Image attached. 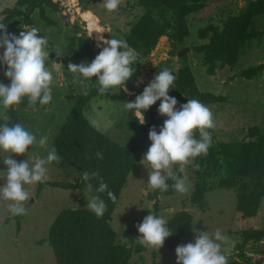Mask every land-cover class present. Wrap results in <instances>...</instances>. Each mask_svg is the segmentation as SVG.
<instances>
[{"label": "trees", "instance_id": "16d2710c", "mask_svg": "<svg viewBox=\"0 0 264 264\" xmlns=\"http://www.w3.org/2000/svg\"><path fill=\"white\" fill-rule=\"evenodd\" d=\"M142 10L129 30L124 32V39L130 48L137 53V60L132 67L135 71L127 81L128 89L126 101H134L141 94L148 83L139 82L140 71L137 68L141 60L148 57L154 49L158 39L166 36L171 46L176 48L190 36L188 17L199 13L207 6V0H135V4ZM46 8L52 12H61L65 8L58 0H15L11 7H5L0 11L2 18L0 24L7 26L9 33L19 35L26 27L36 28L34 11L37 10L39 21L46 25L58 26V33L65 36L64 46L66 49L57 56L59 52L54 42L39 29L38 34L48 40L49 57L54 61H61L62 55L91 63L102 51L104 45L99 38L94 40L83 32L78 19L74 22H66L71 27H60L57 20L47 14ZM84 13H82L83 15ZM264 19V0H246V3L236 13H228L220 20L219 24L206 20V24L196 32L197 37L202 40L193 45L191 50L201 54V63L208 75H215L217 69L226 66L232 68L239 58L245 53L251 42L259 47L264 38V25L261 29L254 25V18ZM2 32V30H0ZM103 36L107 39L108 34L103 27ZM98 43V45H96ZM60 53V52H59ZM182 59L186 54L181 55ZM5 66L0 64L1 80L5 85L11 81L4 75ZM175 77L174 84L169 90V95L177 99V108L187 103L189 99H197L203 104L226 101V96L216 95L211 91H202L195 83V78L187 65L178 68L176 72L170 71ZM264 62L249 65L239 72L245 79H252L262 75ZM98 77H92L78 92H72L67 97L72 101L69 114L59 125L52 143L57 154L63 161L68 163L73 170L81 174L74 182L48 181L38 183V191L45 184L62 189L77 188L86 191V183L82 179L84 171L89 173L99 172V177L90 181L93 188L88 191L92 196H99L105 201L106 211L102 217L86 208H65L51 224L47 243L52 247L56 264H138L132 262L133 253H140L145 246L137 242L142 235L136 225L142 223L143 218L153 212L158 215L160 194H170L173 188L170 186L166 192L153 190L148 193L153 200V209H145L143 214L131 228H126L118 239L117 232L110 226L112 213L120 197L122 188L127 183L130 171L140 162L142 155L148 150L149 131L153 125L157 132L163 125V121L157 116L152 105L145 111L146 122L141 125L134 116V110H127L125 124L131 129L142 130V136L132 146H121L106 134L93 127L86 117V111L95 104L94 100H103L110 96V89L101 95L98 92ZM264 84V82H263ZM87 88V95H84ZM123 89V88H122ZM124 90V89H123ZM95 105L98 106L96 103ZM36 107L46 108V105ZM95 106V107H97ZM31 108L27 98L19 105L8 110L0 109L13 123L19 122V112ZM212 135V144L206 156L201 155L194 159L192 166L199 164V169L194 167L195 182L189 196V201L202 206L208 190L226 188L236 190V209L244 218H251L257 214L259 206L264 199V131L259 126H248L246 137L240 141L223 142L216 140L213 129H209ZM199 138V133L196 134ZM103 153V159L96 157V152ZM25 156L18 155L21 161ZM180 175L179 165L173 166ZM100 177L108 185V191L116 196L113 202L107 195L97 192ZM169 182H173L171 179ZM193 215L187 210L175 212L168 220L167 227L172 235L167 237L164 246L173 250L180 241L189 235ZM19 229V223L17 222ZM242 240L236 246L238 256H242L243 246L249 241L259 242L264 238V227L245 229L241 232ZM228 264H238L230 260Z\"/></svg>", "mask_w": 264, "mask_h": 264}, {"label": "rangeland", "instance_id": "374dc122", "mask_svg": "<svg viewBox=\"0 0 264 264\" xmlns=\"http://www.w3.org/2000/svg\"><path fill=\"white\" fill-rule=\"evenodd\" d=\"M58 1L65 9L61 12H52L46 8L47 14L57 20L60 27H71L70 24L67 26L66 22L72 23L78 19V23L87 36L89 31L93 30L92 36L89 37H93L94 40H97L96 38L101 35L95 30H103V27L108 34L107 39L114 37L123 40L124 32L129 30L130 24L142 13L139 7L133 5L135 0H121L117 10L112 12L104 7V0ZM14 3L15 0H0V11L5 7L13 6ZM245 3L246 0H207V6L204 9L188 17L190 36L184 39L181 45L173 48L169 39L162 36L148 57L141 60L137 66L140 71L139 82L149 84L159 71L168 69L176 72L178 68L187 65L200 90L226 96V101L205 104L214 115L216 127L213 131L216 140L223 142L240 141L243 138L249 140L250 137H246L245 134L246 128L252 124L251 120H257V123L251 126L257 125L264 131V115L262 114L258 118L260 104H264V72L252 79H245L239 75V72L247 66L264 62V38L259 47L255 42H251L234 67L226 66L217 69L215 75H208L205 72V67L202 66L200 59L201 54L192 51L191 47L202 42L196 32L206 24V20L211 19L212 22L219 24L220 20L228 13H236ZM82 13L84 14L82 15ZM32 16L35 18L36 28L46 34L62 54L66 49L63 47L66 37L58 33L59 27L46 25L43 21H39L37 10ZM1 18L0 14V20ZM254 21L257 28L263 27L264 19L255 17ZM0 34H2L1 31ZM185 48H189V50L181 54ZM3 52L4 49L0 48V55ZM183 54H186L185 59L181 58ZM61 60L63 65H59V70H56V61L50 57L45 61L46 67L53 76L50 85L53 99L48 103V106L46 108L34 106L26 108L24 111H18L19 123L34 133L37 139L42 135L49 137L47 148L30 147L29 151L34 156L45 157L47 152L54 147L52 139L71 109L72 101L67 96L82 88L79 83H73V74L69 72L67 66L69 63L78 65L86 61L64 55ZM0 82H2L1 75ZM127 93L128 91H124L122 88L120 90L112 89L108 98L91 101V105L96 101L95 104L97 103L98 106L93 103L94 105L86 111V117L89 122L95 120L99 130L112 140L121 146L129 147L141 138L142 130L128 128L125 124L127 110L123 104L127 102ZM160 103V100L156 101L154 108L158 118L164 122L167 117L158 113ZM255 109L257 111L253 113L252 110ZM0 114H3L1 110ZM8 122L9 126L14 124L10 119ZM3 123L4 121L0 120V124ZM90 124L92 125L91 122ZM151 143H149V147ZM17 157L18 154H13V158L19 162ZM25 159H27L26 156L22 160ZM2 161L3 157L0 155V175L4 174L3 171L7 167ZM47 168L48 179L46 182H74L81 177V174L73 170L62 159L47 165ZM180 176L187 178L192 191L195 182L192 164L186 165L184 171L180 172ZM148 177L149 169L139 162L127 177V183L121 190L110 221V226L117 232L118 239H121L124 229L131 228L136 224L145 209H153V200L147 196L149 192L153 191L148 189ZM5 182V178H0V186H3ZM167 183L171 186L173 182L167 181ZM25 187L31 193V198L25 204L26 214L13 216L7 207L8 202L0 201V264H56L53 249L46 241L49 228L63 209H87L88 201L84 194L85 191L77 188L62 189L47 184L38 191V183ZM191 191L186 195H180L173 189L170 194L158 196V216L163 217L166 221L179 210H187L193 215L190 233L180 241L179 245L195 242L197 234L193 230L195 223V228L200 231H214L216 228H220L229 238L226 243L222 244V250L228 261L233 260L238 264H264V238L259 242L249 241L246 243L242 249V256H238L239 251L236 248L242 240L241 232L243 230L264 227V199L254 217L244 218L236 209L235 188L208 190L202 206L194 205L189 201ZM87 194L89 198L92 197L89 192ZM175 249H167L164 245L159 250L145 247L142 252L133 253L130 261L138 264H176Z\"/></svg>", "mask_w": 264, "mask_h": 264}, {"label": "clouds", "instance_id": "9594fccd", "mask_svg": "<svg viewBox=\"0 0 264 264\" xmlns=\"http://www.w3.org/2000/svg\"><path fill=\"white\" fill-rule=\"evenodd\" d=\"M55 2V0H54ZM121 0H104V7L109 11L117 10ZM19 35L9 33L5 24H0V48L4 49L0 55V64L5 66L4 75L10 79V85L0 82V109L8 110L19 105L27 98L30 106L46 105L53 99L50 87L53 76L46 67L45 61L49 57L48 40L38 34L37 28H26ZM97 33H103L102 29H96ZM90 30L88 36H92ZM162 37V36H161ZM99 39L106 47L95 57L91 63L80 64L69 63L67 68L73 74V83L85 85L92 77H98V92L103 95L110 89H124L128 91L126 84L133 76L132 65L137 60V53L130 48L125 40L111 37ZM57 56H61L56 52ZM56 63V62H55ZM59 63V62H58ZM61 65H63L61 63ZM176 77L168 70L159 71L154 79L144 88L143 92L135 97L134 101L124 102L125 110H134V116L143 125L145 111L156 101L161 103L158 113L166 116L160 131L157 132L153 125L149 131V139L152 141L148 151L143 154L139 162L149 169L148 189L166 192L169 189L167 181L171 179V187L180 195L188 194L191 189L187 178H181L174 171L173 166L179 165V172H183L185 166L193 164L196 157L208 154L212 144V135L209 129L216 127L214 115L211 109L197 99H189L187 103L177 108L178 101L169 95ZM116 92V91H114ZM113 92V93H114ZM87 95V88L83 93ZM0 155L3 163L7 166L0 178L6 182L0 186V201H6L7 207L13 216L26 214V202L31 198V193L25 186L46 182L48 179L47 165L59 162L61 157L56 149L51 148L45 157L34 156L29 151L33 148H47L49 137L47 135L37 136L27 130L23 124L17 122L9 126L7 115L0 114ZM93 126L98 127L95 120L90 121ZM199 133V138L196 134ZM13 154L26 156L27 159L17 161ZM96 157L103 159V153L96 152ZM199 169L200 165L195 164ZM99 177V172H83L82 179L86 183L85 197L88 201L87 209L102 217L106 211V204L99 196L88 197V191L93 188L90 182ZM99 193L107 191L108 197L115 202L116 196L108 191V185L100 177L99 185L95 189ZM196 224V223H195ZM197 233L195 242L178 245L175 249L176 264H228V258L222 250V244L228 241V236L223 230L216 228L214 231H200ZM142 235L137 242L145 247L160 249L165 239L172 235L167 227V221L149 212L143 218L142 223L136 225Z\"/></svg>", "mask_w": 264, "mask_h": 264}, {"label": "crops", "instance_id": "0c3cea01", "mask_svg": "<svg viewBox=\"0 0 264 264\" xmlns=\"http://www.w3.org/2000/svg\"><path fill=\"white\" fill-rule=\"evenodd\" d=\"M60 63H63L62 62V60L60 61ZM60 66H61V64H60ZM261 105V108L259 109L260 110V112H258V118H259V116H261L262 114L264 115V104H260ZM253 111V113H256V109L255 110H252ZM255 116V115H254ZM252 121V124L251 125H253V124H256L257 123V120H251ZM251 125H249V126H251Z\"/></svg>", "mask_w": 264, "mask_h": 264}, {"label": "water", "instance_id": "95a60500", "mask_svg": "<svg viewBox=\"0 0 264 264\" xmlns=\"http://www.w3.org/2000/svg\"><path fill=\"white\" fill-rule=\"evenodd\" d=\"M186 50H189V48H185V50H183L181 52V54L184 53V52H186ZM55 65H56V70H59V64H58V62H56Z\"/></svg>", "mask_w": 264, "mask_h": 264}, {"label": "bare ground", "instance_id": "6f19581e", "mask_svg": "<svg viewBox=\"0 0 264 264\" xmlns=\"http://www.w3.org/2000/svg\"><path fill=\"white\" fill-rule=\"evenodd\" d=\"M60 65V64H59Z\"/></svg>", "mask_w": 264, "mask_h": 264}]
</instances>
